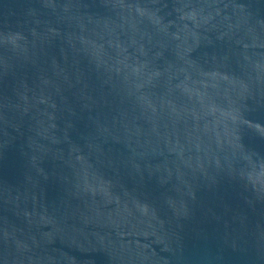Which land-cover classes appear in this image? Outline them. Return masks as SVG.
<instances>
[{"label":"water","instance_id":"95a60500","mask_svg":"<svg viewBox=\"0 0 264 264\" xmlns=\"http://www.w3.org/2000/svg\"><path fill=\"white\" fill-rule=\"evenodd\" d=\"M0 264H264V0H0Z\"/></svg>","mask_w":264,"mask_h":264}]
</instances>
